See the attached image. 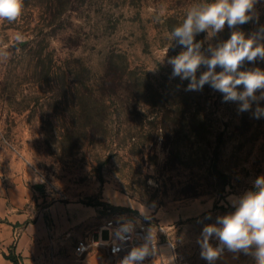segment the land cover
Returning a JSON list of instances; mask_svg holds the SVG:
<instances>
[{
	"label": "rangeland",
	"instance_id": "rangeland-1",
	"mask_svg": "<svg viewBox=\"0 0 264 264\" xmlns=\"http://www.w3.org/2000/svg\"><path fill=\"white\" fill-rule=\"evenodd\" d=\"M50 2L23 0L16 22H0V185L22 183L26 192L14 210L23 223H0L17 229L15 238L33 225L27 234L40 238L41 219L59 238L52 252L28 264H106L101 250L81 258L74 250L108 220L146 226L189 264H208L197 243L203 227L234 212L230 198L264 175V118L238 113L236 103L223 102L208 85L186 91L188 80L172 78L167 60L184 49L169 34L199 0H81L64 15ZM261 27L264 0L250 22L196 40L207 55L209 44L228 40L232 31L247 37ZM111 59L117 74L129 66L136 75L130 80L127 71L118 95L109 97L101 78ZM257 67L264 70V60L246 61L240 70ZM177 111L200 121L196 136L182 122L172 151L151 123ZM60 203L76 209L70 223L58 210L55 224L46 211ZM5 236L0 231V264H12L5 256L15 243ZM215 264L256 262L225 249Z\"/></svg>",
	"mask_w": 264,
	"mask_h": 264
},
{
	"label": "clouds",
	"instance_id": "clouds-1",
	"mask_svg": "<svg viewBox=\"0 0 264 264\" xmlns=\"http://www.w3.org/2000/svg\"><path fill=\"white\" fill-rule=\"evenodd\" d=\"M258 0H199L187 10L182 23L174 27L169 36L183 47L178 55L168 58L172 66V78L188 80L186 91H202L208 85L223 96V102H234L238 113L248 112L253 119L264 118V70L253 68L241 71L244 63L264 60V27L247 36L243 31L234 30L230 38L215 46L209 44L207 53L202 51L204 42L196 36L207 32L214 35L225 25L236 29L254 18ZM23 0H0V22H16L23 13ZM22 41V36H16ZM168 50V49H167ZM167 55V51L164 57ZM206 68L199 76L201 67ZM217 68L221 69L217 71ZM242 86L243 90H238ZM259 92V95L257 93ZM255 105V107H254ZM235 211L218 216L216 222L203 227L197 243L201 248V258L208 264H215L225 249L233 254L243 253L255 259L256 264H264V175L258 176L253 188L243 195L230 198ZM210 219V217H207ZM135 227L131 222L119 230V239H132ZM219 243L213 246L210 240ZM156 254L152 238L140 246H134L120 261V264H143ZM161 264H173L175 256H162Z\"/></svg>",
	"mask_w": 264,
	"mask_h": 264
},
{
	"label": "built area",
	"instance_id": "built-area-1",
	"mask_svg": "<svg viewBox=\"0 0 264 264\" xmlns=\"http://www.w3.org/2000/svg\"><path fill=\"white\" fill-rule=\"evenodd\" d=\"M131 222L135 227V233L131 240L122 242L119 237V230L126 223ZM107 234V238L105 237ZM151 237L155 245L156 254L147 257L143 264H161L162 256H175L173 264H189L186 257L180 254L169 242L154 233L146 226L136 224L132 221L108 220L95 232L80 239L75 247V254L83 257L91 250H101L104 253L106 264H120V261L134 246H140Z\"/></svg>",
	"mask_w": 264,
	"mask_h": 264
},
{
	"label": "crops",
	"instance_id": "crops-1",
	"mask_svg": "<svg viewBox=\"0 0 264 264\" xmlns=\"http://www.w3.org/2000/svg\"><path fill=\"white\" fill-rule=\"evenodd\" d=\"M18 182L20 180H17ZM22 183L15 184L6 183L0 185V220H8L12 224H16L19 222L22 224V221H19L15 218L14 210L17 207L23 206V194L26 193L22 188ZM60 208H56V204L48 207L46 211L49 213L50 218L53 219L54 223H58V215L56 216L57 211L60 210L63 215H65L67 221L70 223L71 216L74 215L73 211L76 210L73 204L69 203H60ZM56 212V213H55ZM60 214V213H59ZM77 222L75 221L74 224ZM41 228L40 238L38 236H29L27 232H33L35 230L33 225L26 227V231L23 235H19V237H14L17 229H15L12 225H6L5 223H0V231H4L8 243H15L16 252L18 255L23 257L25 264H28L29 258L37 255H43V251L45 254L52 252L55 249V246L58 245L59 238L51 237L49 235L50 229L46 226L44 220H39L38 223ZM59 232V228L56 230ZM79 235V234H78ZM81 237V235H79ZM82 239V237L80 238Z\"/></svg>",
	"mask_w": 264,
	"mask_h": 264
},
{
	"label": "trees",
	"instance_id": "trees-1",
	"mask_svg": "<svg viewBox=\"0 0 264 264\" xmlns=\"http://www.w3.org/2000/svg\"><path fill=\"white\" fill-rule=\"evenodd\" d=\"M50 1H52L50 3H52L53 6L55 7L56 13L58 15H64L65 12H67L68 10L72 11L71 8L72 6L70 5H73L77 1H81V0H50ZM117 69L118 67L116 63L112 59L109 60L107 71L101 78L102 88L107 91L108 93L107 95L109 97L118 95L119 85L125 79L124 74H126L127 71H128L127 77H129L130 80L131 79L135 80L136 73L134 72V70L130 69L129 66H126L124 69L120 70L122 71V73L120 74H117L118 73L116 72ZM174 114L175 115L171 114V112H165L161 118L158 117L156 118L155 123L154 122L151 123L152 125H154L156 129L161 130L159 136L164 137L163 143L165 147L170 148L172 151L177 147L175 143L170 142L172 134H175L177 136L180 135L181 133L180 129L181 127H183L182 124L184 123L186 124L184 126L186 127L188 126V130H187L188 136L189 135L196 136L197 134L194 125L195 123H197V121H200V117L195 113L186 112V111H181V112L177 111ZM170 120H172L173 124L170 123ZM177 124L182 126H178ZM14 248H15L14 245L11 246L10 253L9 255H6L5 258L9 260L12 264H22L23 257L16 254Z\"/></svg>",
	"mask_w": 264,
	"mask_h": 264
},
{
	"label": "water",
	"instance_id": "water-1",
	"mask_svg": "<svg viewBox=\"0 0 264 264\" xmlns=\"http://www.w3.org/2000/svg\"><path fill=\"white\" fill-rule=\"evenodd\" d=\"M106 238H107V234H106V236H105Z\"/></svg>",
	"mask_w": 264,
	"mask_h": 264
}]
</instances>
